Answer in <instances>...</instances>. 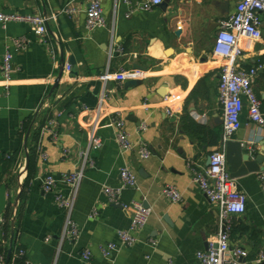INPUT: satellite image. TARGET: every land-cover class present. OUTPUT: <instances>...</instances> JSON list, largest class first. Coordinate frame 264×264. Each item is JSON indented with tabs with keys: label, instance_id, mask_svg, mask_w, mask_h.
<instances>
[{
	"label": "crops",
	"instance_id": "obj_1",
	"mask_svg": "<svg viewBox=\"0 0 264 264\" xmlns=\"http://www.w3.org/2000/svg\"><path fill=\"white\" fill-rule=\"evenodd\" d=\"M163 1L165 6L137 10L126 18L145 0H102L106 26L88 32V0H0V12L55 17L48 28L60 41L49 45L58 61L72 68L56 67L28 24L0 25V66L9 50L13 68L8 86L0 71V187L5 185L6 205H12L16 244L30 264H200L197 253L218 233L217 205L193 183L187 165L204 168L212 152L224 150L217 89L222 63L211 51L220 22L239 0ZM67 6L75 13L64 14ZM260 19L261 39L242 44L238 64L244 69L260 66L253 89L264 114V15ZM21 38L29 43L15 52L13 41ZM121 71L139 72L134 80L141 84L126 89V81L114 80ZM101 94L106 98L98 113ZM29 117L27 146L35 167L25 183L27 133L21 135ZM116 118L123 121L132 145L127 152L116 142L110 122ZM240 120L232 140L241 143L251 161L262 157L264 167V133L248 122L245 106ZM42 127L52 133L41 134ZM91 137L97 145L89 146ZM143 146L150 153L145 159L138 152ZM63 150L69 153L64 156ZM82 151H88L93 166L85 169L73 210L78 236L59 246L64 215L54 195L70 194L59 178L80 168ZM122 168L136 175V187L124 188L117 202H111L103 189L120 185ZM258 173L235 179L246 196V211L228 218L230 245L245 249L248 260L264 249V191ZM47 175L56 180L53 192L41 188ZM164 186L177 189L180 203L162 196ZM132 201L150 209L148 221L135 233V243L105 259L99 247L119 243L117 232L129 227L132 216L120 203ZM0 244H5L3 233ZM84 250L91 253L89 261L80 258Z\"/></svg>",
	"mask_w": 264,
	"mask_h": 264
},
{
	"label": "built area",
	"instance_id": "obj_2",
	"mask_svg": "<svg viewBox=\"0 0 264 264\" xmlns=\"http://www.w3.org/2000/svg\"><path fill=\"white\" fill-rule=\"evenodd\" d=\"M163 0H145L134 10L129 11L125 17L128 18L137 10L149 11L159 6ZM66 15L75 13V9L68 6L62 10ZM261 15H264V0H239L231 15L220 22L219 29L214 38L211 51L213 59L221 61L220 72L218 75V101L222 109V144L232 140L235 134L241 128L240 114L243 107H246L248 122L254 124L260 131L264 133V114L261 112L260 99L253 89L254 79L259 67H250L244 69L239 66L238 61L243 55V43H255L261 39ZM55 17L46 14L23 15L17 12L4 13L0 12V25L2 27L9 23H26L30 26L32 34L48 48L50 60L58 67L59 65L66 72L71 71V65L65 63L62 65L57 59L55 49L49 45V41H60L56 33H51L48 23L53 21ZM106 21L103 14L102 0H88L87 9L85 11V29L91 32L95 29L104 28ZM29 43L26 38L16 39L13 41L14 51H22ZM118 53L122 49L116 48ZM12 53L6 50L1 61L0 71L3 76L5 86L10 80L13 72ZM140 76L137 71H121L114 75V80L124 82L128 80L138 79ZM107 78V77H106ZM105 78V79H106ZM105 95L101 94L98 102V113L102 110ZM170 114V111H166ZM111 125L116 130V142L119 148L127 152L132 149V145L128 140V135L124 129V123L120 119H111ZM51 123V122H50ZM48 123V124H50ZM52 133L48 127H42L40 133ZM54 136V134H53ZM97 145L98 141L91 137L89 146ZM27 152V151H26ZM141 158H148L150 153L146 147L139 149ZM69 152L63 150L66 156ZM81 166L78 170L68 173H62L59 180L70 187L69 195L64 196L60 193L54 195L57 207L64 215L63 228L59 237V246L63 242H71L78 236V226L73 219V210L76 202L77 192L81 180L84 177L87 166L92 167L93 164L88 159V151L80 152ZM45 160L46 156L42 154ZM188 170L191 179L195 183L209 202L217 205V219L219 223V231L213 236L205 251L198 252L196 257L200 264H261L264 263V249H262L257 257L248 260L245 249L241 246H231L230 224L228 221L231 215H243L246 211V196L241 192L236 184L235 179L230 177L227 167L225 155L223 151H215L209 155V164L204 168L195 167L188 163ZM262 191H264V167L257 174ZM120 185L116 188L105 187L103 193L108 197L109 201L117 202L120 193L124 188L136 187V175L128 168H122L119 171ZM56 180L51 175H47L41 183L44 192H53ZM162 196L172 203H180L181 195L175 187L164 186L161 190ZM121 208L131 210L132 216L129 227L125 230L117 232L119 243H108L99 247V252L103 258L109 259L121 247H127L135 243V233L140 231L148 221L150 209L142 202L132 201L130 203H120ZM3 223L0 218V227ZM48 240V239H46ZM23 258L24 264H30L26 258L25 251L21 248L15 253L14 258ZM83 261H89L91 253L84 250L80 253ZM0 259L2 257L0 256Z\"/></svg>",
	"mask_w": 264,
	"mask_h": 264
},
{
	"label": "water",
	"instance_id": "obj_3",
	"mask_svg": "<svg viewBox=\"0 0 264 264\" xmlns=\"http://www.w3.org/2000/svg\"><path fill=\"white\" fill-rule=\"evenodd\" d=\"M165 5H166V2L163 1L159 6L162 7ZM69 64L71 65V63ZM135 69L144 70L142 67H139V66H136ZM140 84L141 82L138 80H129L125 82L124 87L126 89H130ZM27 136H28V133L24 140L25 149L27 147ZM223 152L225 155L226 163L229 166L230 177L233 179H237L246 174L258 173L263 169L262 167L263 158L257 157L255 161H251L249 155L246 152H244L241 143L238 141H234V140L227 141L224 144ZM27 161H28V157H26V162ZM208 164H209V158H208L207 165ZM5 208H6V187L5 185H2L0 187V217H2V214ZM2 233L3 232L0 228V241L2 240ZM13 235H14V220L12 219L11 237H10V243H9L10 245L12 243ZM9 254L10 252L7 253V256L5 258V264H8Z\"/></svg>",
	"mask_w": 264,
	"mask_h": 264
},
{
	"label": "trees",
	"instance_id": "obj_4",
	"mask_svg": "<svg viewBox=\"0 0 264 264\" xmlns=\"http://www.w3.org/2000/svg\"><path fill=\"white\" fill-rule=\"evenodd\" d=\"M31 117L28 118L27 122L23 126V133L22 137L25 136V134L30 130L31 131ZM32 140H37L38 135H39V129L36 131V133L32 134ZM27 155L29 156V161L27 164V171L28 175L26 177L25 183L29 180L32 179L34 175V153L33 150L30 146H27ZM14 217L12 216V205L7 204L6 208L3 212V223L1 224V229L3 232V240L5 242L4 245L0 244V256L2 257V260L5 261V258L7 256V253L10 252L9 254V261L8 264H24L23 258L17 257L14 258L15 253L18 252L19 249H21L19 246L16 244V233L14 232L13 238H12V243H10V237H11V221Z\"/></svg>",
	"mask_w": 264,
	"mask_h": 264
}]
</instances>
